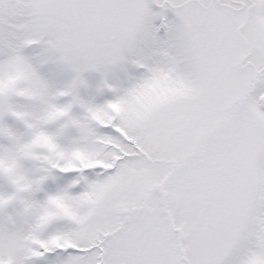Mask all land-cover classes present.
I'll list each match as a JSON object with an SVG mask.
<instances>
[{
  "label": "snow or ice",
  "instance_id": "1",
  "mask_svg": "<svg viewBox=\"0 0 264 264\" xmlns=\"http://www.w3.org/2000/svg\"><path fill=\"white\" fill-rule=\"evenodd\" d=\"M0 264H264V0H0Z\"/></svg>",
  "mask_w": 264,
  "mask_h": 264
}]
</instances>
